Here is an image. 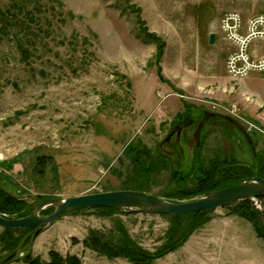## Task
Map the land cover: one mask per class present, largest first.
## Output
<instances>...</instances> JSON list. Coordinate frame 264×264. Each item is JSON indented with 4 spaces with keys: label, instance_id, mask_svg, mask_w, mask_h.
I'll use <instances>...</instances> for the list:
<instances>
[{
    "label": "rangeland",
    "instance_id": "1",
    "mask_svg": "<svg viewBox=\"0 0 264 264\" xmlns=\"http://www.w3.org/2000/svg\"><path fill=\"white\" fill-rule=\"evenodd\" d=\"M227 13L245 22L264 15V0H0V184L32 206L38 196L113 190L179 198L214 159L252 166L263 160L264 77L228 74L225 61L235 45L221 28ZM142 20L164 42L160 66L168 83L156 75L157 43ZM252 44L251 55L264 56V42L256 52ZM143 150L150 156L144 160ZM44 155L51 159L40 174L36 160ZM250 203L264 213V199ZM206 216L187 240L204 237L210 222L225 221L213 231L208 264L261 260L264 241L247 220L225 207ZM172 220L81 210L52 222L26 249L44 261L56 250L75 252L82 264H130L83 239L92 229L116 235L120 223L154 251ZM181 220L183 227L189 219ZM181 246L154 264H197V253L189 260ZM5 254L0 244V263Z\"/></svg>",
    "mask_w": 264,
    "mask_h": 264
},
{
    "label": "trees",
    "instance_id": "2",
    "mask_svg": "<svg viewBox=\"0 0 264 264\" xmlns=\"http://www.w3.org/2000/svg\"><path fill=\"white\" fill-rule=\"evenodd\" d=\"M134 12L140 18V10L136 8ZM141 29L144 33L148 34L157 43L156 53L154 55V62L156 64V75L162 82L168 83L169 81L164 79L161 74L160 59L163 53L164 42L156 36L154 33H150L146 30L145 23L138 21ZM171 85V83H169ZM172 86V85H171ZM141 153V152H140ZM145 155L143 160L149 156L144 150L141 153ZM36 160V169L38 173H43L45 166L50 161V156H41ZM140 157L134 159L132 162H139ZM144 171L147 172V167L144 166ZM199 175L196 176L194 186L185 191L184 197H173L167 195L162 197L170 200L177 199L188 200L195 198L203 193L213 190H219L230 187L237 184L240 180L258 176L264 179V158L257 162L255 166L251 164H239L232 158L226 156L223 159L212 160L207 167L198 169ZM38 202L35 205H29L25 200L18 198L14 194L10 193L6 188L0 184V214L6 217H22L29 214L33 208L45 199L49 197L38 196ZM264 199V196L259 197ZM225 208H231L240 217L247 220L253 227L257 237L264 241V213L258 212L251 206L250 199L241 201L234 205L225 206ZM82 210H100L104 212H121L115 208H90ZM213 209L198 211L189 214H177V215H163L173 218V226H170L165 234L164 242L158 246L154 251H148L139 246L128 234L123 225L120 223L117 225V234L108 236L98 232L97 230H90L87 237L83 239L82 243L90 249L97 251L100 254L105 255L107 258L123 257L128 260L130 264H154V261L180 247L188 238V236L198 227L209 221V217L206 214ZM52 208L45 209L41 213L49 214ZM81 210L73 211L78 212ZM187 217L189 220L181 227V219ZM34 228L24 229H3L0 234L1 250L6 254L3 257L5 259L8 255L19 249V251L26 250L25 253L19 257L12 258V260H21L27 264H82L81 259L75 254L61 255L56 250L49 251L48 260L44 261L39 257H32L29 252V247L26 246L32 244V235ZM7 264V263H6Z\"/></svg>",
    "mask_w": 264,
    "mask_h": 264
},
{
    "label": "water",
    "instance_id": "3",
    "mask_svg": "<svg viewBox=\"0 0 264 264\" xmlns=\"http://www.w3.org/2000/svg\"><path fill=\"white\" fill-rule=\"evenodd\" d=\"M215 34L210 33L208 43L214 44ZM264 196V179L252 176L240 180L227 188L208 191L188 200H169L156 195L133 190H113L90 193L66 198H50L38 203L33 210L22 217H6L0 214V228H34L35 237L52 222L73 211L90 208H115L123 212L148 213L156 215L189 214L198 211L234 205L241 201ZM52 208L49 214H42ZM16 251L8 255L0 264L8 263Z\"/></svg>",
    "mask_w": 264,
    "mask_h": 264
},
{
    "label": "built area",
    "instance_id": "4",
    "mask_svg": "<svg viewBox=\"0 0 264 264\" xmlns=\"http://www.w3.org/2000/svg\"><path fill=\"white\" fill-rule=\"evenodd\" d=\"M220 22L226 39L235 45V50L225 61L228 74L242 78L253 73H264V56L254 57L249 51L251 43L264 42V15L242 22L237 13H227Z\"/></svg>",
    "mask_w": 264,
    "mask_h": 264
},
{
    "label": "crops",
    "instance_id": "5",
    "mask_svg": "<svg viewBox=\"0 0 264 264\" xmlns=\"http://www.w3.org/2000/svg\"><path fill=\"white\" fill-rule=\"evenodd\" d=\"M256 46H261V42L257 43L254 42L252 44V52H256L255 50H253ZM254 77L256 78H260V77H264V73H253ZM252 74V75H253ZM256 74V75H255ZM253 77V76H252ZM260 95V94H259ZM261 102H264V95H262L259 99ZM222 222V223H221ZM209 227L205 228V233H204V237H190L181 247L185 248L186 253H189L188 259L191 260L192 256H193V252L195 251V256L197 261V264H208L209 261L211 260L208 253H209V244L212 242L211 238L213 237V231L214 230H222L225 227V221H218V222H210ZM238 226V224H235ZM222 228V229H221ZM78 240V244L82 241V238H77ZM195 248V250H194ZM258 249H259V255L261 257V260H244L241 264H264V245L263 244H259L258 245ZM199 253V254H198ZM69 254H75L77 255L75 252H70ZM198 258V259H197ZM193 260V259H192Z\"/></svg>",
    "mask_w": 264,
    "mask_h": 264
}]
</instances>
